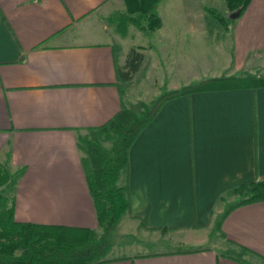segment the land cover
<instances>
[{"label":"crops","instance_id":"obj_1","mask_svg":"<svg viewBox=\"0 0 264 264\" xmlns=\"http://www.w3.org/2000/svg\"><path fill=\"white\" fill-rule=\"evenodd\" d=\"M206 7L229 14L226 0H162L159 29L130 25L123 35L112 17L125 13L124 0H0V164L11 175L0 194L17 221L101 231L80 138L142 101L138 89L161 94L207 78L264 77V0H252L228 30ZM148 32L150 44L133 41ZM132 47H142L148 72L123 92L117 68ZM129 162L131 211L98 264H264V201L236 207L223 235L215 231L237 202L231 190L264 181V87L166 102ZM238 246L247 249L243 262L225 254Z\"/></svg>","mask_w":264,"mask_h":264},{"label":"trees","instance_id":"obj_2","mask_svg":"<svg viewBox=\"0 0 264 264\" xmlns=\"http://www.w3.org/2000/svg\"><path fill=\"white\" fill-rule=\"evenodd\" d=\"M162 0H124L126 11L116 17L117 30L126 35L130 25L138 29L155 31L162 26L158 5ZM252 0H226L229 13L240 17ZM206 11L230 29L231 16H223L216 8ZM114 57L118 58L121 46L116 45ZM142 47H132L125 68H117L121 91H125L138 73V82L145 74L146 55ZM140 76V77H139ZM264 87V77L232 75L209 78L174 90H164L151 103L139 101L123 107L106 124L96 128L92 136L81 137L80 146L86 152L82 159L88 186L95 202L98 223L102 232L91 228L70 227L20 222L15 219V207L0 194V264H98L107 260L114 246V233L123 216L131 211L127 188L119 186L121 171L129 169V151L142 130L156 117L163 105L175 98L195 92ZM111 141L112 147L104 145ZM10 173L0 164V184L10 181ZM237 202L227 207L216 222L215 231L222 232L223 222L236 207L264 201V181L241 184L231 190ZM162 230H166L165 228ZM226 237V236H225ZM240 252L228 250L225 254L242 261L246 248ZM243 264V263H242Z\"/></svg>","mask_w":264,"mask_h":264},{"label":"rangeland","instance_id":"obj_3","mask_svg":"<svg viewBox=\"0 0 264 264\" xmlns=\"http://www.w3.org/2000/svg\"><path fill=\"white\" fill-rule=\"evenodd\" d=\"M218 8H220V7H218ZM217 9V8H216ZM218 10V12H220V11H222V10H220V9H217ZM223 16H231V18H232V14L231 13H229L228 15L227 14H225V12L224 11H222V12H220ZM120 14H122V13H117V14H115L114 15V17H116V16H118V15H120ZM212 16V18L211 19H213L214 21H217V19L213 16V15H211ZM235 19V18H234ZM159 29V28H158ZM157 30V29H156ZM142 36H143V38L141 39V40H139V39H134L133 41H136L137 43H143L144 45H148V44H150L151 42H152V40L155 38L152 34H151V32H148V33H143L142 34ZM146 37V38H145ZM130 43H131V40L130 39H128L127 41H126V47H129V45H130ZM190 46H188V48H189ZM159 48H162V47H160L159 46ZM213 52H215V51H213ZM146 62H148V61H146ZM146 66H147V69H146V71H145V74H143L142 76V79H141V81H143V79L146 77V75H147V72H148V65L146 64ZM137 76H138V73L137 74H135V76H134V80H133V82L134 83H137L138 82V79H137ZM140 77V76H139ZM223 77H225V76H223ZM216 78H221V77H216ZM207 79H209V78H207ZM140 81V82H141ZM185 82V81H184ZM139 83V82H138ZM137 83V84H138ZM187 85H189V84H187ZM183 86H185V85H183ZM183 86H181V87H183ZM141 87V86H140ZM139 87V88H140ZM180 87V88H181ZM165 89H163L162 91H164ZM143 91V92H142ZM139 90L138 89V94L134 97V96H132V97H134L136 100V102L138 101V100H142V101H149V99H151L152 97H155V98H157L158 97V95H160V93H158V92H156V90H153V91H151V89L149 90V92L147 93V94H145L146 93V91H147V89H144V90ZM161 91V92H162ZM141 95V96H140ZM156 95V96H155ZM134 101V100H133ZM104 143V145L106 146V147H108V148H111L112 147V142L111 141H109V140H107V141H104L103 142ZM128 170V169H127ZM127 170H124V172L121 174V178H120V184L121 185H123V184H126L125 185V188H127V190L129 189V187H128V184H127V180H128V173L126 174V172H127ZM227 206H228V204H226ZM226 205L224 206V209H225V207H226ZM230 205V204H229ZM121 222V221H120ZM120 224V223H119ZM119 224H118V226H119ZM118 226H117V228H116V230H115V233L117 232H121V231H123V228L121 227V228H119V230L120 231H117L118 230ZM101 231H103L102 229H101ZM100 231V232H101ZM120 236V235H119ZM118 240V239H117ZM167 246V244H165V243H160V244H158V243H153V244H151L150 243V245H148V249L150 248L151 250H160V249H164V247H166ZM161 247H163V248H161Z\"/></svg>","mask_w":264,"mask_h":264},{"label":"water","instance_id":"obj_4","mask_svg":"<svg viewBox=\"0 0 264 264\" xmlns=\"http://www.w3.org/2000/svg\"><path fill=\"white\" fill-rule=\"evenodd\" d=\"M238 16H239L238 12L232 14V18H237Z\"/></svg>","mask_w":264,"mask_h":264}]
</instances>
